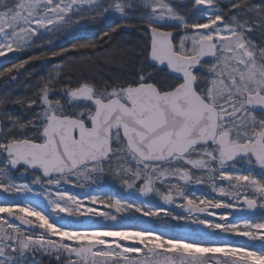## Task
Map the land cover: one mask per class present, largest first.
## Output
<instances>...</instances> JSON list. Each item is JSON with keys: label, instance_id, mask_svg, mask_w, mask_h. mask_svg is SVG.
I'll use <instances>...</instances> for the list:
<instances>
[{"label": "snow or ice", "instance_id": "snow-or-ice-1", "mask_svg": "<svg viewBox=\"0 0 264 264\" xmlns=\"http://www.w3.org/2000/svg\"><path fill=\"white\" fill-rule=\"evenodd\" d=\"M101 19L115 24L101 39L120 28H137L149 38L130 79L74 82L61 62L32 98H0V194L42 198L50 209L0 201L6 214L0 215V264H38V255L54 256L58 264H264V214L241 224L229 219L232 212L207 211H243L240 204L186 191L207 182L236 201L250 191L243 204L253 216L264 210V42L254 39L259 32L264 41V2L0 0V57L51 44ZM96 47L78 43L50 55ZM40 58L30 56L0 77L15 80L14 70ZM8 103L26 106L27 117L9 111ZM106 169L129 196H158L187 215L63 187L96 184ZM16 174L31 182L17 183ZM216 180L228 181L233 191ZM205 212L217 221L200 215ZM116 213L159 218L162 228L185 225L196 238L157 228L86 226L97 216L116 221ZM37 228L43 231L36 234ZM221 233L259 240V248L228 243ZM216 253L224 259L207 256Z\"/></svg>", "mask_w": 264, "mask_h": 264}, {"label": "trees", "instance_id": "trees-1", "mask_svg": "<svg viewBox=\"0 0 264 264\" xmlns=\"http://www.w3.org/2000/svg\"><path fill=\"white\" fill-rule=\"evenodd\" d=\"M114 26V23L101 24L92 31L64 40L52 49H41L0 63V71L6 72L7 68L14 67L15 64L23 62L30 56L41 57L38 60H30L18 73L14 70L12 75H16L15 80H12L7 73L0 77V98L25 101L32 98L37 92L38 86L51 74H54V66L61 62H63L66 72L74 78V82L84 78L96 83L130 79V73L134 70V66L142 59V52L149 46L148 36L138 31L137 28H128L126 32L120 28L111 34V38L104 37L101 39L102 34L105 31H110ZM85 42H95L97 47L95 49L68 51L62 56L52 57L50 55L53 50L59 51L62 48H70L73 44ZM45 54H47V58H45ZM65 57L73 59H65ZM5 107L17 115L26 109V106L16 103H8ZM110 178L106 182L109 187L113 188L117 185L120 187L121 183L118 179L112 175ZM0 201H4L2 195H0ZM255 248H259V245H255ZM36 259L39 264H58L55 257L50 255H38Z\"/></svg>", "mask_w": 264, "mask_h": 264}, {"label": "rangeland", "instance_id": "rangeland-1", "mask_svg": "<svg viewBox=\"0 0 264 264\" xmlns=\"http://www.w3.org/2000/svg\"><path fill=\"white\" fill-rule=\"evenodd\" d=\"M169 2H171L174 5H176V4H179L181 2V0H169ZM184 2H187V0H184ZM253 2L254 3H257V4H260V3L264 2V0H253ZM220 3L222 5H226V4L229 3V0H220ZM106 23H113V21L108 20V19H101V20H99L96 23H87V22H84L80 26L74 27L69 32H66V33H63V34H60L58 36L53 37L51 44L44 43L43 44V47L37 46V47H33V48L28 49V50H26L24 52H21V53H9L5 57H0V63L6 62L10 58L18 57V56H23V55H26V54H29V53H33V52L39 51L41 49H52V48L56 47L57 45H59L60 43H62L66 39H70V38H72L74 36L87 33L89 31L94 30L96 27L100 26L101 24H106ZM254 39L257 42H264V41H261V36H260V33L259 32H257L254 35ZM55 68H56V65L54 66L53 69L55 70ZM65 71H66V69H65ZM29 111L30 110L26 108L25 110H22V112H19V115L21 117L26 118ZM20 177L21 176L19 174L16 175V176H14V179H15V181L17 183H30L31 182V177H25V179L23 181L18 180ZM180 183L182 184L183 182H180ZM215 184L218 185V186L225 187L226 190H227V188H229L231 191H233V189H231L229 187V182L228 181L216 180L215 181ZM206 185L209 186V183L206 182ZM63 187L67 191H69L71 193L79 194V195L90 194V195H96L98 198H105V199H107V197H108L107 194L104 193V191L95 190L96 189L95 187L92 188L89 185L86 186L83 189H81L79 187H73L71 184L64 185ZM120 189L121 188L113 187V188L109 189L108 191L110 193H114V194H121L122 191ZM189 189H190V187L187 186L186 187V191H188ZM125 191H126L125 192L126 193L125 195L128 196L129 195L128 194L129 190L126 189ZM106 192H107V190H106ZM206 193L207 194H212L214 197H216V198H218L220 200H226L227 199V198H225V199L220 198V197H223V196H220L217 192H213L211 189H210V192L209 191H206ZM0 195H2V197H3L4 200L7 199L9 202H13V203H21V204H23V203H38V207L44 209L45 211H50V209L47 207L46 201H43L42 198L37 202V201H35L30 196L29 197L12 198V197H6L5 194H0ZM245 195H247V196L250 197L252 195V193L250 191L249 192H244L242 190L240 192V200L239 201L232 200L231 197H229L228 201H230V202L233 201L234 203H238L239 204L240 202L243 201V198H244ZM176 199H177V201L180 200V198H178V197ZM87 203H88V201L85 200V204H87ZM146 203L148 204L149 207H155L156 205H161V206L164 205L163 201H161L158 196H152L151 198H149L146 201ZM173 205L175 206V204H173ZM92 207L97 208L98 210H101V211H108L109 210V209L103 208L102 205H92ZM176 209H180V208L176 207ZM110 210H113V209H110ZM262 214H264V210H259L258 214L255 217H253L251 219L245 218V220L248 219V220H257L258 221L261 218V215ZM0 215H6V214H0ZM116 215H117V220L116 221L105 220L104 217H99V216L93 217L92 219L94 221H96V223L93 224V225H86V226H91V227H108V228H111V227L157 228L158 231H162V232H164L165 235H169V229L168 228L159 227V218L152 219V218H148V217H141L138 213H134L132 215H134L136 217V219L133 220V219L130 218V215L129 214L126 215V214H122V213H116ZM9 219H11V218H9ZM31 219H33L34 223H37L38 224V221H35V218L34 217L31 218ZM69 219H73V218H69ZM79 219H81V220H87L88 218L87 217H81ZM165 219H167L169 221V223L172 222V220L170 219V217H166ZM240 220H241L240 223L242 224L244 222V219H240ZM51 239H53V240H59L60 238L59 237H51ZM107 239H113V238H107ZM233 239L236 241L235 245L243 244L245 242H247V244L250 247H254V248H255V245H260V241L259 240H257V241H248L246 237L235 236V237H233ZM65 243H70V242L65 241ZM121 243L122 244H125V243L131 244V241H121ZM252 245H254V246H252ZM216 254L217 255H214L213 254L212 256H214L215 258H219L221 260L224 259V257L221 254H219V253H216ZM132 255L135 256V254H132ZM207 256H209V255H207ZM207 256H206V258H207ZM65 263L67 264L66 261H65Z\"/></svg>", "mask_w": 264, "mask_h": 264}, {"label": "flooded vegetation", "instance_id": "flooded-vegetation-1", "mask_svg": "<svg viewBox=\"0 0 264 264\" xmlns=\"http://www.w3.org/2000/svg\"><path fill=\"white\" fill-rule=\"evenodd\" d=\"M126 30L127 29H124L123 28V31L124 32H126ZM148 40H149V38H148ZM16 175H18V174H16ZM110 175L111 174H109L108 171H107V169H106L105 170V174L99 178L98 183H96V184H87L86 186L89 185L92 188L95 187L96 188L95 190L104 191V193L107 194L108 197L111 196L113 198V200H115V199H122V201H125V202H134L136 204L146 203V201L149 198L152 197L150 195L146 199H141V196L139 194H136L134 196H129V195L127 196V195H125L126 194L125 193L126 192L125 191L126 188L122 187L121 185H120V187H118V185L115 186L117 188H121L120 189L122 191L121 194L110 193L108 190L111 187H109V185L106 184V182L111 179L110 178ZM188 186L190 187V189L188 190V192L195 191V193L198 196H206L208 198L220 200V199L214 197L212 194H207L206 193V191H209L210 192V189H211V187H209L208 185H206V183L200 184V185L190 184ZM106 190H107V192H106ZM227 191H231V190L229 188H227ZM220 198H223V199L227 198L226 200H223V201H228L229 196H223V197H220ZM231 202L234 203L233 201H231ZM239 204L244 209L243 211H234L233 209H222V208L221 209H211V208H209L207 211L214 212V213L232 212L233 213V217H235L238 222L241 221L240 219H244V220H245V218L251 219V218L255 217L258 214V212H259V210L257 209V213L253 216L251 214V210H248L247 209V206L243 204V201L240 202ZM159 206H161V205H159ZM201 206L203 207V205H201ZM162 207L165 208V209L171 210L173 213H175L177 215H186L184 213V211H185L184 209H181V208L180 209H176V207L173 204L172 205H169V207H167V205L164 204ZM113 210H110L109 209L108 211L114 212ZM203 216L206 217L209 221H213V222H216L217 219H218V217L215 216V215H213V216L207 215V212H205ZM233 217H229V219H232ZM221 223H223V221H221ZM170 224L171 225H176V221H172ZM184 227H185V225H181L180 227H173V228L169 229V235L183 236V237H185V239H194V238H196L192 234L191 229L188 226H187V231H184ZM191 228H195V226L193 225V226H191ZM201 229H205V228H203V226H201ZM205 230L207 232L209 231L208 229H205ZM220 236L223 237L228 243H231V244H235L236 243V241L233 239V237H235V235H232V234H229V233H221ZM207 255L212 256L213 254H207ZM214 255H217V254H214Z\"/></svg>", "mask_w": 264, "mask_h": 264}, {"label": "water", "instance_id": "water-1", "mask_svg": "<svg viewBox=\"0 0 264 264\" xmlns=\"http://www.w3.org/2000/svg\"><path fill=\"white\" fill-rule=\"evenodd\" d=\"M24 176H21V179H23ZM147 197H143L141 196V199H146ZM167 207H169V205H167ZM184 213L187 215V212L184 211ZM257 213V210L255 211V214ZM251 214H252V210H251ZM201 216L204 215V213L200 214ZM253 215V214H252ZM17 224H19V221H15ZM203 232H207L205 229H201ZM43 230L42 229H36V234H39L40 232H42ZM184 231H187V226L184 227Z\"/></svg>", "mask_w": 264, "mask_h": 264}]
</instances>
